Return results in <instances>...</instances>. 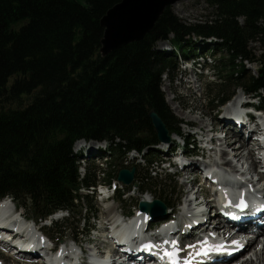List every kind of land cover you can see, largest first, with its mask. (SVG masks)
<instances>
[{
    "label": "trees",
    "instance_id": "1",
    "mask_svg": "<svg viewBox=\"0 0 264 264\" xmlns=\"http://www.w3.org/2000/svg\"><path fill=\"white\" fill-rule=\"evenodd\" d=\"M121 1L0 0V199L11 198L41 221L68 211L72 217L49 228L60 240L78 234L71 220L83 211L82 198L89 217L97 213L94 200L80 194L96 181L79 178L78 140L120 138L123 157L137 151L151 168L159 161L148 156L159 154L160 141L149 114L160 116L169 135H181L162 92L164 76L178 72V56L223 54L218 83L207 85L214 111L231 96L228 83L264 107V54L249 50L264 36V0H206L216 19L192 25L169 6L143 39L103 54L102 19ZM165 42L167 49L159 47ZM248 63L258 64L255 72ZM148 169L137 171L135 182L142 193L152 186L170 193L168 202L155 199L172 210L176 185L158 183Z\"/></svg>",
    "mask_w": 264,
    "mask_h": 264
},
{
    "label": "rangeland",
    "instance_id": "2",
    "mask_svg": "<svg viewBox=\"0 0 264 264\" xmlns=\"http://www.w3.org/2000/svg\"><path fill=\"white\" fill-rule=\"evenodd\" d=\"M82 1V0H79ZM171 10L172 12L177 15V17L184 22L185 24L188 25H192V24H196V23H207L210 22L213 19H216L215 16V8L211 7L209 5V3L206 0H182L172 6ZM103 20V19H102ZM210 20V21H208ZM239 24H241L243 22V20H238ZM202 42H206L209 44V41L207 39L202 38L201 39ZM212 41V40H211ZM210 41V42H211ZM205 46V45H203ZM200 46V47H203ZM159 47H162L161 44H159ZM249 50H251L252 52L256 53L257 56H260L262 54H264V36L258 37L256 41H252L249 44ZM103 51V50H102ZM225 53V52H224ZM103 54H105L103 52ZM205 53H202L201 55H204ZM223 54L221 53H214L213 55L211 54V59L207 60L206 57L204 56V59L200 58V62H205L207 63L209 66H217V70L219 67V63H217V60L219 61L220 57ZM178 63H179V72H177V74H175L173 76V78L171 79L170 77L167 79L163 80V88H162V92L164 94L165 97V101L167 106L170 108L172 114L182 123V127H181V135L180 137L177 136H173L171 137V144H168L167 146H163V148L161 147L160 150L161 152L158 154L156 152L153 153V155H149L148 158L149 159H153V160H158L161 161L162 159H168L170 161L175 160V155H172V153L170 152L169 149H172L173 147H177V145H183V143L186 140H189L191 142V145L189 146L190 151L188 153H194L193 156H188V159H195L198 161V159H201V145H199V143L197 142V134L196 132H198L199 126L204 123V124H213L215 125L216 128L222 129V133L225 131H228V127L227 125H225V118H224V108L221 107V109L219 110L218 108L213 111V105L209 102V98L211 97V91L207 89V84L209 82H213L216 80V83H218V77L215 75L214 70L211 68L210 69V74L209 76L206 75H201L204 70L201 68L200 66L199 68L195 69L194 67V63L189 61V63L185 62L187 60H185L184 58H181V56H178ZM184 60V61H183ZM213 63V64H212ZM256 68H258V64L256 65H248L247 64V70H250L252 73L255 72ZM215 79V80H214ZM196 82V87H193L194 83L189 84V81H193ZM229 85V90L231 93V96L229 95H224L223 97V102L221 103H231L234 100V97H239V96H243L242 95V90L237 87H235L234 85H232V83H228ZM188 91H190V93H188ZM218 91V90H217ZM244 91V90H243ZM248 99H243V103L246 105L251 101V98L249 95ZM172 100V103H170V101ZM255 102L259 103V99H255ZM262 104V102H261ZM229 106V105H228ZM226 109V108H225ZM220 112H217V111ZM249 111V108L247 109ZM215 112V114L218 115L217 119L218 121H215L213 118V113ZM215 122V123H214ZM202 126V125H201ZM234 134V133H233ZM229 148V149H228ZM226 149V151L229 153V159H231V163L232 160L235 164H240V163H246L245 161H247V159L242 160L241 158H236L234 156L235 154V149L228 147ZM159 149V147L157 148ZM192 149V150H191ZM182 148L180 146V149L177 151V154H182L181 151ZM185 153V152H184ZM240 153L241 150H240ZM246 155V149L243 150V153L241 156ZM146 159L143 158L141 155L138 156V158H133V159H129V161H127L126 164H129V169H131L130 167H135L137 164H141L138 167V172L141 174L143 173L145 170H147L149 167L148 163L145 161ZM222 160V159H221ZM92 160L89 159V161H82L80 160V165L82 167H85L87 170L89 169L91 171V165H92ZM241 161V162H240ZM200 162V161H199ZM167 164V163H166ZM166 165L163 166H154L152 168V170L149 171V173L151 174L152 177L156 178L158 181V183H160V181H164L167 182L169 185H176L177 187V191L179 194V199L180 202H183L184 198L186 197L184 191L186 189V186L183 185V179L182 177H176L173 174L171 175L169 171L166 170ZM150 169V168H149ZM143 171V172H142ZM144 174V173H143ZM125 188V187H123ZM150 192L152 195V199L154 198V196H162L163 199H166L167 202L169 201V198L172 197V195L170 193H167L166 191L162 190L160 192V190L158 189V191L155 190V188L152 186L150 188ZM206 192V190H205ZM151 196V195H150ZM150 198L148 194H141L140 193V189L139 187H133L130 191V196L125 195L124 196V202L115 199L114 202L111 201L112 203H116L117 207H119V211L121 210L122 213H130L131 211H133V209H135L136 207H138V204L144 200ZM97 206L99 208V221L100 223L103 221L102 217H103V212H102V203L98 200V198L95 197ZM154 200V199H153ZM19 211L21 213H23L28 219H34L33 217V212L30 209H19ZM77 220V218L71 220L72 223H75V221ZM34 221L38 224L37 227L41 228L42 226L44 227L45 224L47 225V223L45 222H40L34 219ZM92 224H94L93 221H91ZM99 223H97L98 225ZM70 225L72 226V224L70 223ZM74 228V231H80L82 234H84L85 230L82 232L83 229L87 228V225H80L77 229V225L73 224L72 226ZM43 230L49 235L51 236L53 234V232L45 230V228H43ZM67 236L65 237V239L63 240V244L68 243V244H73L71 239L73 238V231L68 232L66 234ZM76 236L78 234H75ZM85 235H79L78 239L82 240L83 245L85 246V248L88 249V244H86V240L84 239ZM263 238H260L259 241H262ZM257 242L254 247L252 249H248L246 254L243 255L242 258H240L237 263L242 262L246 259H249L252 254L253 251H256V248L258 247L257 244H259L260 242ZM259 259L260 256H258L257 261H251V262H247L249 264H259ZM0 260L1 263L0 264H39L38 260H30V259H26V258H9L8 254H4V253H0ZM235 263V262H234ZM246 263V264H247ZM261 264V263H260Z\"/></svg>",
    "mask_w": 264,
    "mask_h": 264
},
{
    "label": "bare ground",
    "instance_id": "3",
    "mask_svg": "<svg viewBox=\"0 0 264 264\" xmlns=\"http://www.w3.org/2000/svg\"><path fill=\"white\" fill-rule=\"evenodd\" d=\"M191 83H194L193 87H196L195 86L196 82H194V80L189 81V84H191ZM188 93H190V91H188ZM238 98L239 97H236V99H238ZM170 103H172V100L170 101ZM225 117L228 119L227 121L225 120V122H226L225 124L227 125V127H229L228 131L226 132L227 133L226 139L221 143V148L219 150L210 152L209 158H212L214 156L213 154H216L217 156L221 157V159L224 161L225 166L234 169L236 165H234L233 160H232V163L230 162L231 159H229V153L226 151V149L228 147H230L232 149L234 148L236 151L234 156L236 158H241V161L244 159L245 160L246 159L252 160L250 169H251V171H257V162H256V160L253 159L254 151L249 149V147H246L247 146V140H246L247 136H246L245 130L250 129V127L254 128L253 123H251V121H250V118H249L250 116H248L247 114H245L243 116V115L239 114V112L234 110V113L228 112L227 114H225ZM233 120H234V122H233ZM252 122L256 123V118H253ZM247 124H250V125L248 126ZM201 125L199 126L198 132L208 133L210 131V129L212 128L213 124L210 125V124L202 123ZM223 133H225V131ZM259 139H261V138H258L257 140H259ZM164 145H166V144L162 143L161 146H164ZM245 149L248 150L247 157L244 154H243V156H241L243 153V150H245ZM240 150L242 153H240ZM187 163L189 166L186 167V169H184L185 171H183V170L179 171L178 174L182 175L183 185L186 186V189L184 191L185 195H190L191 194L190 187L194 188V181H189L188 176L189 175H196V176L201 175L200 171L202 169L204 171H206V166L202 162H199L195 159L190 160ZM258 176H259V183H262L264 181V175L259 174ZM196 179L197 178H195V180ZM201 187L199 188V190L197 192L198 194L202 193L204 191L201 189ZM148 195H149L150 199H152V195L151 194H148ZM240 199H242V198H240ZM142 201H145V199ZM189 201L191 202L192 199H190ZM205 205L207 207L212 205L211 199H208V201H206ZM212 215H211V219H210L209 223L207 224V227L215 229V228L222 226L221 230L223 232L227 231V229H228L227 225H224V223H219V221H217L218 219L213 218ZM240 215L241 214H239L238 216H240ZM22 217L23 216H22L21 212L16 209L15 205L13 204L12 201H10V199H4L0 202V218H3L0 220L7 222V224H4V225L10 226V227H14L15 225H20L21 229L23 231L28 232V235L31 237L32 240H34V241L37 240L38 235H40V234H33L32 233L31 223L26 224L23 222V223L19 224L17 222ZM4 218H7V219L4 220ZM121 218H122L121 214L117 211V206L115 204H112L110 202V200L107 201V203H105V211L103 212V219H102L103 221L101 222V224L103 226H107V223H110V227L108 226V228H111V229L110 230L107 229L105 231H102V233L100 234V237L102 239H104L105 242H110V240H108V237L112 235L115 238V242L117 241L119 246H123V245H121V241L123 239L122 236H121V238L119 236H117V235H119L120 231H123V220ZM263 218H264V216L262 217V219ZM240 221H241V225H242L241 229L244 230L241 234H243V235L248 234L245 231H252L255 234H257V236L256 235L252 236L251 233H249V236L246 239L242 238L240 241L243 245L245 244L244 250L252 249L254 247V245L260 240V238H264V225L259 226L258 221H257L258 224L253 223L251 221H245L244 219H241ZM236 222H239V220H236ZM235 226H239V224L236 223ZM200 228L201 227H199V229ZM184 229H186V227ZM190 234L195 235V232H191ZM140 236H141V238H140L141 241H144L145 237L141 234H140ZM224 237L226 238L225 235H224ZM229 237L231 238V236H229ZM114 238H112V240ZM28 239H29V241H31L30 238H28ZM140 239H138V241H140ZM22 240L25 242L27 241V239L24 236H22ZM81 242H82L81 240H76V244H80ZM259 242H260V245L262 246L261 251L256 252L254 250L252 257H250L249 259H246L241 264H246L247 262H251V261H257L258 256H260L259 264L260 263L264 264V243L261 244V241H259ZM98 245H99V243L96 246H98ZM236 249H238V247L233 246V249H231V250H236ZM122 251H123V247H122ZM135 253H136V249L132 248L130 253H129L128 258L131 260L134 259V257L136 258ZM239 253L240 252H236L235 255H237ZM34 254H37V253L35 252ZM214 257L218 258V255H214ZM242 257H243V255H241L239 257V259ZM235 258H237V260H235V262H237L239 259H238V257H235ZM209 259H211L210 256H208L206 258V260H209ZM107 260H108V257H107ZM107 260H106V262H107ZM94 263L95 264H102L101 261L96 260V259L94 260ZM217 264H223V263L218 262ZM247 264H249V263H247ZM257 264H258V262H257Z\"/></svg>",
    "mask_w": 264,
    "mask_h": 264
},
{
    "label": "water",
    "instance_id": "4",
    "mask_svg": "<svg viewBox=\"0 0 264 264\" xmlns=\"http://www.w3.org/2000/svg\"><path fill=\"white\" fill-rule=\"evenodd\" d=\"M182 0H123L111 8L103 18L105 36L103 39V52L105 54L115 51L127 44L143 39L154 27L160 16L168 6ZM154 129L161 143H169L170 136L160 116L152 111L149 114ZM135 169L122 170L119 181L130 185L134 180ZM141 209L151 213L164 214L165 205L160 201L149 204L141 203Z\"/></svg>",
    "mask_w": 264,
    "mask_h": 264
},
{
    "label": "snow or ice",
    "instance_id": "5",
    "mask_svg": "<svg viewBox=\"0 0 264 264\" xmlns=\"http://www.w3.org/2000/svg\"><path fill=\"white\" fill-rule=\"evenodd\" d=\"M229 206H232L231 205V201H229ZM236 206L240 207V208H245L247 205L242 200L241 203L239 205H236ZM176 243H178V242H173L174 246H175ZM232 243L238 248H242L243 247V244L240 241H238V240H234V241H232ZM152 247H153V245H145V248H147V249H151ZM223 250H224L223 246L210 245V246H208V247L203 249L202 254L203 255H207L209 251H223ZM168 255L173 258V264H178V262L175 260L176 253H174V252L173 253H168Z\"/></svg>",
    "mask_w": 264,
    "mask_h": 264
}]
</instances>
